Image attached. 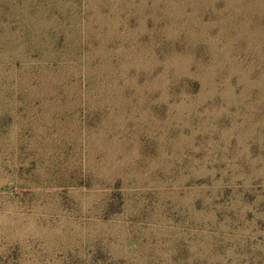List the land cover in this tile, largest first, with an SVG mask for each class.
<instances>
[{
    "label": "rangeland",
    "instance_id": "rangeland-1",
    "mask_svg": "<svg viewBox=\"0 0 264 264\" xmlns=\"http://www.w3.org/2000/svg\"><path fill=\"white\" fill-rule=\"evenodd\" d=\"M0 264H264V0H0Z\"/></svg>",
    "mask_w": 264,
    "mask_h": 264
}]
</instances>
